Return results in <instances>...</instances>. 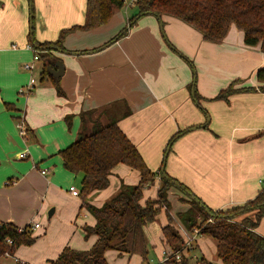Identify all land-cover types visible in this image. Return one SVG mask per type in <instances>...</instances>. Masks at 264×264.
<instances>
[{
    "label": "crops",
    "instance_id": "0c3cea01",
    "mask_svg": "<svg viewBox=\"0 0 264 264\" xmlns=\"http://www.w3.org/2000/svg\"><path fill=\"white\" fill-rule=\"evenodd\" d=\"M85 8L86 0H33L35 39L54 41L62 28L82 24ZM135 13L120 9L105 24L69 32L62 42L66 52L50 51V58L60 59L64 65L58 79L64 95H59L52 82L39 81L42 65L48 63L45 57L35 62L32 72L23 68L33 55L29 1L0 0V222H13L19 228L28 225L38 235L33 244L21 245L3 258L48 264L65 246L91 247L96 236L84 238L82 225H92L94 217L86 211L90 220L78 222L85 209H80V196L68 189L76 176L63 167L58 152L78 137L82 111L112 101L124 100L131 110L119 120V126L153 171L161 169L172 134L199 126L181 133L165 157V174L191 190L172 186L187 200L195 195L207 207L220 210L245 203L261 188L264 133H256L264 128V91L238 92L228 102L212 98L235 78L257 88L255 72L264 67V53L258 46L245 45L242 32L234 25L220 43H214L204 40L189 24L165 14L160 19L151 13L142 15L119 36ZM37 51L43 53V49ZM194 68L198 102L192 96ZM31 75L38 78V85L20 92ZM206 115L209 122L200 126ZM19 123L36 140L27 141ZM22 152L24 157H20ZM138 180L136 169L119 163L109 185L87 199L101 205L121 181L135 184ZM157 186L158 177L143 190L142 201L155 198ZM175 220L177 229H185L178 217ZM35 222L39 226L32 228ZM166 222L163 208L144 226L145 235L162 234ZM255 230L264 236V216ZM195 238L196 234L188 240V244L195 241L193 253L198 246ZM170 253L164 244L159 260ZM111 254L121 256L107 251L108 264H112ZM126 255L120 264H143L139 254Z\"/></svg>",
    "mask_w": 264,
    "mask_h": 264
},
{
    "label": "trees",
    "instance_id": "16d2710c",
    "mask_svg": "<svg viewBox=\"0 0 264 264\" xmlns=\"http://www.w3.org/2000/svg\"><path fill=\"white\" fill-rule=\"evenodd\" d=\"M31 5L32 27L29 30V42L36 49H43L39 59L46 58L40 71L39 81H50L55 85L57 94L64 95L59 85V77L54 78L47 65L55 68V58L51 57L53 48L64 49V37L76 29L88 30L105 24L111 16L123 7V0H86L85 18L82 24H74L59 31L54 41H37L33 29V0ZM136 13L128 19V26L119 36L126 33L135 21L146 13L169 15L182 20L200 32L206 41L220 43L227 35L231 25L242 32L243 43L258 46L264 53V0H137ZM118 35L109 42L116 40ZM45 60V61H46ZM258 82L244 85L239 78L233 79L212 99L229 101V96L238 92L264 91V67L255 72ZM191 85V84H190ZM189 85V86H190ZM195 87V86H194ZM195 101L199 94L194 88ZM9 109L14 107L8 106ZM202 112L205 109L201 107ZM131 110L124 100L112 101L101 107L80 113L81 130L78 137L58 154L62 165L76 176L80 175V209L84 208L94 217L92 225H82L84 238L95 235L96 239L89 249H73L65 246L55 259L48 264H108L107 251L118 254H139L143 260L147 256V239L144 226L153 221L164 208L166 224L162 226V240L171 254L157 264H187L185 254L175 258L172 253L180 251L181 236L174 228L173 217L168 208L167 190L177 185L183 191L192 193L183 183L168 176L161 170H151L137 146L119 126V120ZM67 122H69L67 116ZM178 129L168 139L166 149L184 133ZM264 133V128L256 136ZM23 137L36 140L30 129H25ZM123 163L139 172L135 184L121 181L119 188L101 205H95L87 199L109 185L113 168ZM158 177L156 197L143 200V190L155 184ZM189 207L177 213V217L186 230H196L197 235L210 236L215 241L216 253L223 264H264V236L256 232V227L264 216V186L256 195L243 204L226 209L214 210L193 195L188 200ZM253 211L251 216H243ZM173 226V227H172ZM38 235L30 226L19 228L13 222H0V257L13 255L17 247L31 245ZM143 264H145L143 262Z\"/></svg>",
    "mask_w": 264,
    "mask_h": 264
},
{
    "label": "rangeland",
    "instance_id": "374dc122",
    "mask_svg": "<svg viewBox=\"0 0 264 264\" xmlns=\"http://www.w3.org/2000/svg\"><path fill=\"white\" fill-rule=\"evenodd\" d=\"M134 7V5L132 6ZM121 10L123 11H129V13H133L136 9L131 8L130 6H126V8H121ZM119 35V34H118ZM162 35V33H161ZM193 72V79H196V69L194 68L192 70ZM35 76H37V73H35ZM36 80L38 79L37 77H35ZM36 86L38 85V81H36ZM76 176V175H75ZM80 181H81V177L80 175H77L75 177V181H74V186L79 190L80 189ZM173 185H171L168 190H167V198L169 201V208L168 211H173L172 213L175 214V218H177V212L179 210H182L183 207L188 208L189 207V203L187 201V197L185 195L180 194V192L175 189L174 187H172ZM170 213V212H169ZM48 214V212H47ZM83 214H86V210H81L79 216H78V222L82 223L84 221H89L90 218L88 217V215L86 214V216H84ZM171 215V214H170ZM251 216L253 215V211L248 212L246 214H244L243 216ZM175 218L173 217V226L174 228L177 230V232L180 234L181 236V242L182 244L180 245V254H185L186 255V259H187V264H223L221 262V260L218 258L217 253H216V246H215V241L207 235H196V241L198 243L197 246V250L194 251V253L192 252V249L194 248V244H188V240L189 237L193 236L195 234V229L192 231L189 230H185V229H177L176 226V222L177 220H175ZM47 224V223H45ZM172 226V227H173ZM43 227V224H42ZM185 230V231H184ZM147 239V256L145 260H141L142 263L144 262L145 264H157L158 262H163V260H159L160 258V253L162 251V248L164 246V242L162 240V234H152L150 236H146ZM81 240H85L83 238H81ZM89 240V239H87ZM196 247V246H195ZM170 250V249H169ZM126 254H121L120 255H113L111 254L110 257L108 259H110L112 264H120L121 262L124 261V259L126 258ZM4 257V256H3ZM0 257V258H3ZM204 257V260H203ZM204 261V262H202ZM114 262V263H113ZM0 264H22L20 263L18 260H16L13 256H8L6 258H3L0 261Z\"/></svg>",
    "mask_w": 264,
    "mask_h": 264
},
{
    "label": "built area",
    "instance_id": "2783aa9c",
    "mask_svg": "<svg viewBox=\"0 0 264 264\" xmlns=\"http://www.w3.org/2000/svg\"><path fill=\"white\" fill-rule=\"evenodd\" d=\"M136 2H137V0H123V7L126 8V6H130V7H132L133 5L135 6ZM12 46L14 47L15 45L13 44ZM32 52H33L32 59L29 62H25L23 64V68L26 69V70H29L31 72L35 68V62L39 60V55L37 53L38 51H37V49L35 47H32ZM35 82H36V78L33 75H31L29 80H28V83L24 87L20 88L19 91L20 92H29L34 87ZM18 126H19V129H20V132L23 133L25 131L24 128H23V124L19 123ZM24 155H25L24 152L20 153V157H24ZM41 172L44 173L45 170H41ZM259 183L262 186H264V176L259 179ZM68 189L73 195H75V196L79 195V191L74 185H70ZM38 226H39V223L35 222V223H33L32 228H36ZM195 234L197 235V231L196 230H195ZM170 254H167L164 259H166ZM172 254L175 256V258H179L180 257L179 251H177L175 253H172Z\"/></svg>",
    "mask_w": 264,
    "mask_h": 264
},
{
    "label": "water",
    "instance_id": "95a60500",
    "mask_svg": "<svg viewBox=\"0 0 264 264\" xmlns=\"http://www.w3.org/2000/svg\"><path fill=\"white\" fill-rule=\"evenodd\" d=\"M146 14H147V13H146ZM154 15H156V14H154ZM156 16H157L159 19H160V17H161L160 15H156ZM31 27H32V12H31V5H30V32H32V31H31ZM113 41H115V39H114ZM113 41H112V42H113ZM110 43H111V42H107L106 44H103L102 46H100V48H98V50L101 49V48H104L105 46H107V45L110 44ZM53 49L60 50V51H62V52H66V50L58 49V48H55V47H54ZM72 53H76V52H72ZM54 64H55V68H52L50 65H47V69L49 70V73H50L54 78H58V77H60V76L63 74V72H64V65H63V62H62L60 59L55 60ZM194 86H195V78H194L193 81H192V96L194 95V94H193V88H194ZM208 122H209V116L206 115V122H205V124L200 125V126H205ZM197 127H199V126H191V127L187 128L185 131L193 130V129L197 128ZM168 150H169V147L166 149V152H165V154H164V161H163V164H162L161 169H160L161 172H164L165 157H166V155H167ZM52 212H53V208L50 209V211L48 212V215L50 216Z\"/></svg>",
    "mask_w": 264,
    "mask_h": 264
}]
</instances>
